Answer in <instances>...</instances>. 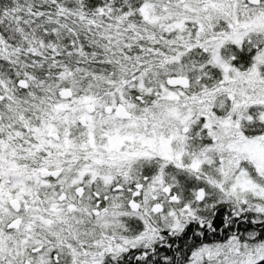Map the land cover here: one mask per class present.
I'll return each mask as SVG.
<instances>
[{
    "label": "snow or ice",
    "instance_id": "obj_1",
    "mask_svg": "<svg viewBox=\"0 0 264 264\" xmlns=\"http://www.w3.org/2000/svg\"><path fill=\"white\" fill-rule=\"evenodd\" d=\"M0 264H264V0H0Z\"/></svg>",
    "mask_w": 264,
    "mask_h": 264
}]
</instances>
